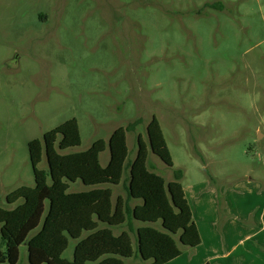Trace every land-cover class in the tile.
Listing matches in <instances>:
<instances>
[{
	"label": "rangeland",
	"instance_id": "1",
	"mask_svg": "<svg viewBox=\"0 0 264 264\" xmlns=\"http://www.w3.org/2000/svg\"><path fill=\"white\" fill-rule=\"evenodd\" d=\"M153 117L173 167L151 153L147 167L165 182L181 169L191 183L208 165L220 186L246 175L264 184V0H0L1 208L34 185L28 143L70 119L81 144L66 154L139 121L126 133L121 183L110 187L112 201L125 199L137 137L146 143ZM108 159L106 149L102 167ZM38 169L48 172L44 155ZM84 190L76 182L68 192ZM75 245L69 239L64 260ZM18 264H28L26 245Z\"/></svg>",
	"mask_w": 264,
	"mask_h": 264
},
{
	"label": "trees",
	"instance_id": "2",
	"mask_svg": "<svg viewBox=\"0 0 264 264\" xmlns=\"http://www.w3.org/2000/svg\"><path fill=\"white\" fill-rule=\"evenodd\" d=\"M138 124L117 128L107 141L97 140L81 153H64L81 144L75 119L28 143L34 185L21 186L5 197L12 208L0 207V264H18L22 245L27 248L28 264H123L122 259L133 257L148 264H167L181 256L180 247L200 245L180 183L183 171L174 170L172 180L165 182L147 167L149 153L173 167L156 118L146 127V143L137 137L126 198L118 196L112 201L110 187L121 183L127 159L126 133L135 131ZM106 149L109 159L102 167L100 155ZM43 155L48 172L38 169ZM76 182L87 190L68 192ZM131 202L138 203L131 207ZM122 227L126 230L113 234L112 228ZM69 239L76 241L70 262L62 258Z\"/></svg>",
	"mask_w": 264,
	"mask_h": 264
},
{
	"label": "crops",
	"instance_id": "3",
	"mask_svg": "<svg viewBox=\"0 0 264 264\" xmlns=\"http://www.w3.org/2000/svg\"><path fill=\"white\" fill-rule=\"evenodd\" d=\"M195 173L197 180L186 184L183 171L180 183L201 243L180 247L181 256L167 264H264V184L246 175L231 187L220 186L208 165Z\"/></svg>",
	"mask_w": 264,
	"mask_h": 264
},
{
	"label": "water",
	"instance_id": "4",
	"mask_svg": "<svg viewBox=\"0 0 264 264\" xmlns=\"http://www.w3.org/2000/svg\"><path fill=\"white\" fill-rule=\"evenodd\" d=\"M31 164V163H30ZM31 167H32V165H31Z\"/></svg>",
	"mask_w": 264,
	"mask_h": 264
}]
</instances>
